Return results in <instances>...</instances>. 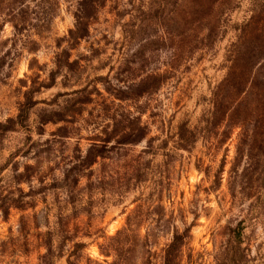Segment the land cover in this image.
Masks as SVG:
<instances>
[{
    "label": "rangeland",
    "instance_id": "rangeland-1",
    "mask_svg": "<svg viewBox=\"0 0 264 264\" xmlns=\"http://www.w3.org/2000/svg\"><path fill=\"white\" fill-rule=\"evenodd\" d=\"M0 199V264H264V0H0Z\"/></svg>",
    "mask_w": 264,
    "mask_h": 264
},
{
    "label": "trees",
    "instance_id": "trees-1",
    "mask_svg": "<svg viewBox=\"0 0 264 264\" xmlns=\"http://www.w3.org/2000/svg\"><path fill=\"white\" fill-rule=\"evenodd\" d=\"M233 58H231L230 60V63L231 64H234V55L232 56ZM230 70H232V67L230 68ZM234 77V74L232 76L231 74V80L227 79L224 80V82L217 88V93H215V102H214V105L219 108V110L223 112V109H229L232 105H234L233 103L234 102H226L225 100H223V93H224V88L227 87V86H230L232 87L233 91H236L237 90V86L235 82H232L234 81V79H232ZM226 107V108H225ZM185 132L188 133V130L185 129ZM1 201V199H0ZM3 209V206H1L0 204V211ZM183 245V236L182 235H179V234H176L173 238V240L171 241V243L168 245V250H174V251H178Z\"/></svg>",
    "mask_w": 264,
    "mask_h": 264
}]
</instances>
